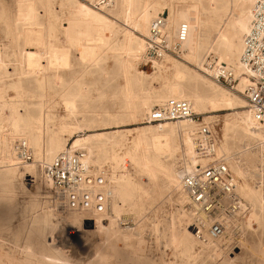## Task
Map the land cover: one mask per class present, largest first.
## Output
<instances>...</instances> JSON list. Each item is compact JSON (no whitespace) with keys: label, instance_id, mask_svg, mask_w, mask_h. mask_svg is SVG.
I'll return each instance as SVG.
<instances>
[{"label":"rangeland","instance_id":"obj_1","mask_svg":"<svg viewBox=\"0 0 264 264\" xmlns=\"http://www.w3.org/2000/svg\"><path fill=\"white\" fill-rule=\"evenodd\" d=\"M77 1L87 5L92 10L97 11L93 7L94 0L91 2L89 0ZM140 1L141 7L145 8L148 6L147 9L150 13L155 9L154 11L157 16H164L166 20L170 13L176 18V15H179L177 14L178 12H182L184 18L186 9H194L196 2V0ZM46 2L49 10L51 9L50 12L53 14V17H55L52 20V22L55 23V26L51 32L52 36L49 37L47 35L49 31L46 30L43 33V38L46 43H57L59 44L58 46L68 49L70 67L59 71L56 75L52 71H44L35 82L29 81L23 83L25 84V90L24 95H22L16 91L19 89L15 88V85H17V79L15 78L16 70L13 65L15 64L17 51L18 49H23V44L21 39L19 41L14 40L12 29L8 28V26L11 25L10 17L13 19L14 16L12 15H15L16 0H0V13L5 17V20L8 19L4 22H0V47L2 49L5 48V53L7 52L8 55V64H10L9 67L12 70V76L9 78L5 77V82L2 80L3 82L0 83V88L4 89L3 95L5 97V104L9 106L8 102L11 100L13 106L17 110H20V114H18L19 116H15V120H17L19 126L16 131H12V137L15 138L12 143L13 146L15 141L24 140L29 144L32 151L31 160L26 162V164L21 163L19 160V163L17 164L18 166H13L11 171L12 174L9 175L8 182L12 187L11 190L14 192V199L11 202L6 203V205L5 203L2 204L0 202V264H25L27 256H29L31 264H160V260L174 262V264H222V260H220L219 263L216 262L218 260H212L206 256L197 240L192 243V252H185L184 249L181 248L176 249L175 251L172 250L173 252H170L169 250L166 251L165 244L168 241L167 226H169L171 219L181 208L175 201L174 195L168 190H164L158 200L151 198L141 199L139 218H131L129 221H121L122 223H120L121 228H129L130 230L137 232L138 236L143 241L142 250L144 252H138L134 255L132 250L126 249L123 245H120V248L123 249L124 252L116 254V257L114 256L113 259H106V261L103 256H101L103 254L101 247L98 245L99 241L94 236H91L92 241L89 243L79 241L70 249L66 247V241L62 239L60 231H63L67 239H77L78 230L81 226L78 223L72 222L71 218L72 216L76 217L83 223L82 220L84 217L63 213L59 209L56 210V208L50 204L49 198L51 194V186L49 187V190L48 186H46L47 180L43 175V168L50 163L44 164L45 166L42 167L38 161V153L41 150H45L48 139L55 136L59 143L63 144L65 150L73 147L72 149L83 152L85 157L90 161V159H95L96 157V149H93L95 146L92 147L93 150L91 149L92 153L91 156H89L88 150L85 148L86 146L79 147L73 143L78 137L86 138L87 136L103 134L107 137L116 135L117 143L115 142L113 144L114 146L111 144V150L113 147L112 152L116 157L115 162H117V158L122 152L130 154L132 151L133 139L135 137V129L154 126L156 124H148L146 122L147 115H140V118L137 117L136 119H130L128 115H125L127 109L125 108L124 96L121 91H123L128 80L131 82L133 94L136 92L134 94L135 99H141L142 97L156 101L158 95L165 91L166 84L168 82H174L191 88L184 89V95L190 96V94L192 95L195 93L202 99H205L211 95H223L226 92L234 96H239V98L244 101V107L241 109L229 108L219 112L202 113L196 116L198 118L197 123L203 120L213 129L217 136L218 148L225 147L227 151H229L228 154L223 151L219 152V154L217 152V156L222 158L227 163L228 167L232 165V163L242 165V177L233 172L230 167L229 170L239 184L247 187L255 195L253 200H251L252 202L249 201V199H242L239 196L240 194L238 195L242 202L248 206V208L246 207L247 210L250 206H254V209L258 211L259 204L264 205V142L249 139L247 136H244L243 132L237 127L239 121L237 116L248 110L246 101L239 92H237L240 91L237 89L239 83L238 78L234 85V89L231 91L214 84V82H212L204 73V59L207 55L214 54L213 52L207 51V49H203L199 52L193 48L186 47L187 54L183 53L181 60L166 58L163 60L164 62L157 61L156 63L163 67L161 69H158L157 66H155L154 61L149 62L143 57L138 61H132V66L128 70L127 75H125L123 74V69L120 67L121 65L119 66V52L116 53L109 50L110 48L120 49L125 41V33L123 31L125 28L123 27V21L122 18L120 19L121 15L118 12V8L114 7L115 9L112 11L113 15H111V20L113 22L111 29L112 37L110 40V47H108L109 51L106 50L103 52L104 54L102 53V55L99 54L100 56H97L96 60H94L96 65L93 62L83 64L79 61L78 53L73 48L67 46L66 43V39L70 35V32L73 29L72 25L74 24V21L68 23L70 15L75 14L73 1L46 0ZM109 2V5H111V0H109ZM108 6L105 7L104 11H111V8L109 9L110 6ZM196 11L199 13L198 9ZM217 18L216 22L220 25L224 21L229 19L232 20L234 14L228 11L224 13L219 11ZM39 21L47 24L48 19L47 17L40 16ZM151 21L152 19L149 22L144 21L143 29H146ZM215 30L216 26L212 29L211 37H213ZM135 37L139 41L145 43L146 34L135 33ZM175 65H179L187 72V75L185 76L187 78L182 79L181 82L180 80L175 81L173 77H171L172 75L170 73H172ZM5 75L8 76L7 73H5ZM57 75L59 76V79L56 78ZM23 82H25V80H23ZM208 86L211 87L209 88ZM68 99L75 100L76 109L78 110H76V113H79L77 115L78 120H80V116L95 119V123H93L91 127H82L81 132L79 131L80 133H72L71 126H69V124L67 125L70 121H68L69 117L66 113L67 110L65 109L64 104ZM155 106L158 105L155 104ZM44 110L46 112H44ZM123 112L124 114H122ZM115 115L117 116V119L115 118ZM116 122L121 123L114 126ZM175 125L178 127L179 125H182V123H176ZM5 128L0 132V139H2L8 132L7 128ZM176 128L175 141L177 142V145L179 144L177 147V153L173 157L159 158V163L163 165L170 164L175 170L176 168H179V165L183 163V160H185V166L188 164L184 148H181L183 152H180V142L177 137ZM13 146L11 147L9 144V148L15 153V151H13ZM218 148L217 150L219 151ZM59 151L60 149H55L53 151V156ZM220 153L223 154L221 155ZM100 162V167H113L116 164L115 162V164L113 162L112 164L105 163V161ZM206 162L204 164H206ZM24 165H35L31 170L32 173L31 171H28ZM93 165L89 166L92 167ZM93 168H99V166H93ZM35 191H38L37 193L40 197L38 194V197H36L34 194ZM116 195L117 190L113 185L112 200H114ZM43 202H46L47 205L49 204L53 210L51 217L46 221H42L41 218L38 217L41 213ZM183 209L186 211L185 205L183 206ZM125 222H127V224L126 226H123V223ZM88 228H92L91 223ZM243 237L255 251L256 255H251L244 249L242 251L243 259L240 260L239 263L264 264V260L258 255L260 250L263 249L264 251V221L262 227L255 232L245 230ZM108 241L111 244H118L111 235ZM41 244L46 247L47 253L49 252L48 255L52 257L54 256L52 261L42 255L38 250ZM233 251L237 253L240 252V250H237L236 248H233Z\"/></svg>","mask_w":264,"mask_h":264},{"label":"bare ground","instance_id":"obj_2","mask_svg":"<svg viewBox=\"0 0 264 264\" xmlns=\"http://www.w3.org/2000/svg\"><path fill=\"white\" fill-rule=\"evenodd\" d=\"M72 1L75 14L72 15L70 13L71 15L68 18V23L74 21V24L72 25L73 29L70 32V35L66 39V43L67 46L73 48L78 53L79 61L83 64L91 62L94 63V60H96L97 56L99 54L102 55V53L108 50V47H110L113 22L111 20V15H113L112 11L115 9L114 7L118 8V12L121 15L120 19L122 18L123 27L125 28L123 30L125 33V41L124 43L122 42L123 45L120 49L110 48L109 50L116 53L119 52V66L121 65L120 67L124 71L123 74L127 75L128 70L132 66L131 62L142 59L146 50L145 43L136 39L135 33H144L146 34V37L148 36L149 26L146 27V29H143V23L144 21L149 22L151 19L153 20V18L157 17L156 12L154 11L155 9L151 11L152 13H150V11L147 9L148 6L145 8L140 6V0H111L112 4L109 5L110 7L108 6L109 9L111 8V11H104L105 7H101L96 9L97 11H94L87 5L80 3L77 0ZM89 1L91 2L93 0ZM47 2L46 0H16L15 15H12L14 18L12 19L10 17L11 21L9 20L11 25L8 26V28L12 29L14 40L19 41L21 39L23 44V49H18L17 51V57L15 64L13 65L14 69L16 70L15 78L17 79V85H15V88L19 89L16 91L22 95H24L25 90V84L23 83H27L29 81L35 82L37 79H39L44 71H52L56 75V73L59 71L68 69L70 67L68 49L58 46L59 44L57 43H46L43 38V33L46 30L50 32H48L47 35L51 37V32L55 26V23L52 22L55 17H53V14L50 12L51 9L49 10ZM253 2L254 0H196L195 8L192 10L186 9L184 18L182 12H178L177 14L179 15H176V18L170 13L166 22L167 39L168 41H174L180 26L182 24L186 25L188 27V36L185 43L183 44V49L185 51L184 53L187 54L186 47L193 48L199 52L203 49L213 52L218 58V64H225L235 71L236 77L239 80L237 89L243 91L244 88L249 85L250 81L244 74V71L239 63V59L242 52L243 37L248 32L250 27ZM197 9L199 10V13H197ZM219 11L223 13L228 11L234 14V18L232 20L229 19L224 21L219 25V23L216 22ZM40 16L47 17V24L41 23L39 21ZM6 20L5 17H3V15L0 13V22H4ZM214 26H216V30L213 37H211V32ZM154 62L158 69L163 68L161 65L156 63L157 61ZM9 65L7 52L5 53V48L2 49L0 47V83L3 81L5 82V77L9 78L12 76V70ZM5 73H7L8 76L5 75ZM170 74L175 81L180 80L181 82L182 79L187 78L185 77L187 75L186 70L179 65H175L172 73ZM56 78L59 79V76L57 75ZM22 79L25 80V82H23ZM184 89L191 88L174 82H168L165 86V91L158 95L156 101L142 97L141 99L137 98L139 99L137 100L134 96L136 92L133 94L131 82L128 80L126 82V86L123 88V91H121L123 92L125 108L127 109L125 115H128L130 119H136L140 115H147L150 109L155 106V104L161 105L168 99H183L188 101L191 105L192 112L195 115L219 112L229 108L241 109L245 104L244 101L239 98V96H234L226 92L223 95H211L208 98L202 99L198 96V94L195 93L192 95L190 94V96L184 95ZM3 94L4 89L0 88V110L3 108L9 109V115L7 114L2 116L0 114V132H2V129L4 130L5 126L8 131L7 134L4 135L2 139H0V202L2 204L5 203L6 205V203H9L14 199V192L11 190L12 187L9 184L8 179L9 175L12 174L11 171L13 166H18L17 164L19 163V158L11 151L12 149L9 148V144L11 147L13 146L12 143L15 138L12 137V131H16L19 126L17 120H15V116H19L18 114H20V110H17L13 106L11 100L8 102L9 106L5 104V97ZM64 104L65 109L67 110L66 113L70 119L69 120L67 118L68 121H70L67 123V125L69 124V126H71L72 133H80L82 127L89 128L91 125H93V123H95V119H90V117L85 118V116H80V120L77 119V115L79 113H76L77 109L74 99H68L64 102ZM44 112L46 111L44 110ZM122 114H124V112ZM237 117L239 118L238 123L236 122L238 124L237 127L243 132L244 136H247L249 139L264 142V126L255 122L248 110L244 111ZM115 118L117 119V116ZM120 123L121 122H116L114 126ZM176 123H182V125L177 127L175 125ZM196 127L197 122L182 120L176 121L174 123L166 122L160 125L135 129V137L133 139L132 151L130 155L137 172L142 177V180L132 181L129 178H120L116 174H113L111 177L112 186L111 203L109 206L110 209H108L109 212H107L105 215L95 218L94 223L89 222L88 219H83L85 221L82 223L79 219L72 216V222L78 223L81 226L78 230L76 239L77 242L84 241L89 243L92 241L91 236H94L99 241L98 245L101 247L103 254L101 256H103L105 260L111 258L113 259L114 256L116 257V254H121V252H124L123 249L120 248V245H123V247L126 249L132 250L134 255L138 252H144L142 250L143 241L138 236L137 232L132 231L129 228H121L120 223L129 221L131 218H139L141 199L151 198L158 200L163 194V191L168 190L174 195L175 201L180 205L181 208L171 219L169 226H167L168 241L165 244L166 251L169 250L171 252L172 250L175 251L179 248L184 249L185 252L191 251V249H193L192 243L193 241L195 242L196 238L194 234L188 229L191 222V217L189 213L183 209V206L187 203V197L181 189V172L179 171V168H176L175 170V168L170 164L167 165L165 163L166 165H163L159 163V158L173 157L177 153V147L179 144L177 145V142L175 141L176 128L177 137L180 142V152H183L181 148H184V153H186L188 160V164L184 166V169L186 171H192L198 164L203 165L206 160L199 158L196 155L195 145L192 140V134ZM115 142L116 135L107 137L103 134H96L93 136H87L86 138L78 137V139H76L73 144L78 145L79 147L86 146L85 148L88 150L89 156H91L92 147L95 146V148H93L94 150L96 149V154L94 153L96 155L95 159H90V162L89 159L85 157V162L88 165L94 164V167H100V161H105V163L110 164L116 161V157L112 152L113 147L111 150V144L113 145ZM55 149H60V151L57 152L58 154L64 151L65 147H63V144L59 143L58 139L53 136L52 138L48 139L45 150H41L38 153V161L42 167L45 166L44 164L51 163L55 158L57 155L56 154L53 156V151ZM218 149V154L222 151L227 154L229 153L225 147ZM24 166L28 169V171H31L35 165ZM241 166L242 165L232 163V165L229 167L238 176H241L243 170L241 169ZM113 185L117 190V195L115 196L114 200H112ZM46 186H48V188L50 187V183L47 181ZM38 191L34 192L36 197L39 195L37 193ZM236 192H238L237 195L240 194L239 196L242 199H249V201L253 200L255 196L251 190L245 186H242L238 182L236 184ZM243 206L248 208V206L244 203ZM258 209L259 210L257 211L254 209V206H250L240 222V233L237 236H228L223 241L210 242L207 245L199 244V246L201 245L202 251L205 252L206 256L212 260H218L216 262L222 260V264H240V260L243 259L242 251L244 249L247 250L251 255H256L255 251L247 243L243 235L245 230H251L255 232L262 227L264 221V205L259 204ZM52 213L53 210L51 209V206L49 204L47 205L46 202H43V207L38 217L41 218L42 221H46L49 217H51ZM90 223L92 224V228H88ZM60 232L62 239L66 241L67 248L70 249L71 247L75 246L74 241L67 239L63 231ZM110 235L116 242H118V244H111L108 241ZM233 248L240 250V252H234ZM38 250L42 255L50 259V261L54 259V256L52 257L48 255L49 252L47 253L46 247L43 244L40 245ZM258 255L264 260L263 249L258 252ZM25 264H31L29 256H27ZM160 264H174V262L160 260Z\"/></svg>","mask_w":264,"mask_h":264},{"label":"built area","instance_id":"obj_3","mask_svg":"<svg viewBox=\"0 0 264 264\" xmlns=\"http://www.w3.org/2000/svg\"><path fill=\"white\" fill-rule=\"evenodd\" d=\"M109 0H94V8L107 7ZM167 20L164 16L154 18L145 38L144 58L149 61H163L166 58L181 60L188 36V27L182 24L174 41H168ZM239 63L250 83L243 91H237L246 101L247 109L254 121L264 126V0H254L248 32L242 40ZM206 76L214 84L233 90L237 77L234 70L225 64H218V58L209 54L203 62ZM8 108L0 110L5 116ZM198 121L191 105L183 99H168L154 106L146 117L148 124L160 125L175 121ZM195 152L206 159L204 165H197L192 171L184 169L185 160L179 165L181 189L186 194L185 210L191 217L188 229L201 245L225 240L240 233V222L247 212L237 195V180L227 163L217 153L218 140L209 124L203 120L197 123L192 134ZM14 151L21 163L31 160L32 151L24 140L14 143ZM141 181L132 157L126 152L119 154L115 166L90 167L83 152L66 149L58 153L52 162L43 168L44 178L50 183V204L63 213L75 214L89 222L105 215L111 203V177ZM93 220V221H90ZM83 222L85 220H82ZM127 222L123 223L126 226ZM74 244L78 242L73 239Z\"/></svg>","mask_w":264,"mask_h":264}]
</instances>
